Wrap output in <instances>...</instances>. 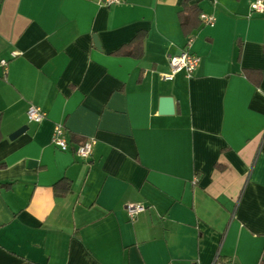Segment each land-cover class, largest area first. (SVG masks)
Here are the masks:
<instances>
[{"label":"crops","instance_id":"1","mask_svg":"<svg viewBox=\"0 0 264 264\" xmlns=\"http://www.w3.org/2000/svg\"><path fill=\"white\" fill-rule=\"evenodd\" d=\"M255 1L0 0V264H264ZM189 40L197 69L166 80Z\"/></svg>","mask_w":264,"mask_h":264},{"label":"built area","instance_id":"2","mask_svg":"<svg viewBox=\"0 0 264 264\" xmlns=\"http://www.w3.org/2000/svg\"><path fill=\"white\" fill-rule=\"evenodd\" d=\"M120 0H98L101 5L110 6L118 3ZM251 8L255 12L264 13V1L256 0L251 4ZM201 19L204 23L213 25L216 21L214 15L201 13ZM191 40L188 41L187 47L179 54L169 57L170 71L164 75L166 80L174 79L175 75L181 71H184L187 76H191L197 69L200 63V57L190 50ZM2 65H6V60H1ZM28 119L31 122H40L45 118V112L37 105L31 104L27 111ZM53 143L62 150H68L70 145L66 138V130L63 123H58L55 126L53 134ZM95 139L90 138L85 142L80 143L77 147H74V152L82 157L88 158L93 152V146ZM126 210L131 220H134L136 216L146 210V206L141 203H128ZM211 264H230L225 262L220 253H217Z\"/></svg>","mask_w":264,"mask_h":264},{"label":"water","instance_id":"3","mask_svg":"<svg viewBox=\"0 0 264 264\" xmlns=\"http://www.w3.org/2000/svg\"><path fill=\"white\" fill-rule=\"evenodd\" d=\"M175 108L174 105V100L172 97L170 96H164L161 98L160 100V110L163 113H173ZM26 126L20 128L19 130H17L12 137L19 135L20 133H22L25 130Z\"/></svg>","mask_w":264,"mask_h":264},{"label":"trees","instance_id":"4","mask_svg":"<svg viewBox=\"0 0 264 264\" xmlns=\"http://www.w3.org/2000/svg\"><path fill=\"white\" fill-rule=\"evenodd\" d=\"M190 10H191V13H192V15H190L188 18H187V21L185 22V19H184V17H183V24H186V23H188V20L193 16V15H196V13H198V11L196 10V8H194V7H192V8H190Z\"/></svg>","mask_w":264,"mask_h":264}]
</instances>
